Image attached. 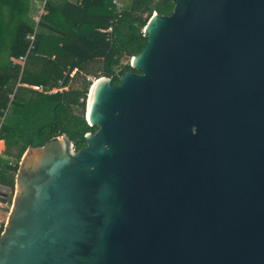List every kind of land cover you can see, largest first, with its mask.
Instances as JSON below:
<instances>
[{
  "label": "water",
  "instance_id": "obj_1",
  "mask_svg": "<svg viewBox=\"0 0 264 264\" xmlns=\"http://www.w3.org/2000/svg\"><path fill=\"white\" fill-rule=\"evenodd\" d=\"M172 2L86 146L23 155L0 264H264V0Z\"/></svg>",
  "mask_w": 264,
  "mask_h": 264
},
{
  "label": "trees",
  "instance_id": "obj_2",
  "mask_svg": "<svg viewBox=\"0 0 264 264\" xmlns=\"http://www.w3.org/2000/svg\"><path fill=\"white\" fill-rule=\"evenodd\" d=\"M33 1L0 0V140L5 144L0 185L12 190L8 206L19 163L29 148L67 136L80 150L87 144L86 135L97 131L86 119L92 86L87 77H108L118 85L125 73H138L129 60L143 50L149 19L154 13L170 16L174 9L172 0H121L125 8L119 16L113 0H50L37 24ZM111 26L108 40L104 31ZM36 29L35 49L21 71L18 59L26 54L27 36ZM80 77L81 88L51 92ZM4 226L0 223V235Z\"/></svg>",
  "mask_w": 264,
  "mask_h": 264
},
{
  "label": "built area",
  "instance_id": "obj_3",
  "mask_svg": "<svg viewBox=\"0 0 264 264\" xmlns=\"http://www.w3.org/2000/svg\"><path fill=\"white\" fill-rule=\"evenodd\" d=\"M48 1L50 0H34L33 4L35 7V12H34V21L38 24L41 20V18L47 13L46 12V5L48 3ZM113 5L115 6L116 9V13L120 16L122 14V11L125 8V4L123 1L121 0H113ZM112 31H113V27H109L108 29H106L104 32L107 34L108 36V40L111 39V35H112ZM36 33H37V29L35 30V32L29 34L27 36V39L29 41V46H28V50L26 52L25 55L20 56L18 59V62L21 64V71L24 69V66L26 64L27 58L29 56V54L31 53V51H33L35 49V39H36ZM75 74V72H73L71 74V76H73ZM96 79H91L88 78V81H92V83L95 81ZM21 84L18 83V87ZM71 87V85H67L64 87H60V88H54L51 92H61V91H67L69 88ZM30 88L37 90V91H42L43 88L42 87H38V86H30ZM0 206H1V202H0Z\"/></svg>",
  "mask_w": 264,
  "mask_h": 264
},
{
  "label": "crops",
  "instance_id": "obj_4",
  "mask_svg": "<svg viewBox=\"0 0 264 264\" xmlns=\"http://www.w3.org/2000/svg\"><path fill=\"white\" fill-rule=\"evenodd\" d=\"M28 87L30 88V86ZM4 151H5V144L3 141L0 140V156L4 154ZM10 211H11V207L8 206V204L7 205L3 204L0 206V223H4V225L6 224Z\"/></svg>",
  "mask_w": 264,
  "mask_h": 264
},
{
  "label": "rangeland",
  "instance_id": "obj_5",
  "mask_svg": "<svg viewBox=\"0 0 264 264\" xmlns=\"http://www.w3.org/2000/svg\"><path fill=\"white\" fill-rule=\"evenodd\" d=\"M34 12H35V10H34ZM132 59H133V58H131V59L129 60V63H130V64H132ZM125 62L127 63V60H126ZM97 67H98V64H96V65L94 66L95 69H96ZM96 74L99 76V72H98V70H97ZM102 77H103V76H102ZM88 78L95 79V77H93V75L87 77V79H88ZM87 81H88V80H87ZM82 85H83V79L80 77V78L77 79V82H76V83H73L71 86H72V87H75V88H76V87L81 88ZM12 163H15V160H14V159H12ZM1 205H3V204L1 203ZM10 207L12 208V204H11ZM8 210H9V208H8Z\"/></svg>",
  "mask_w": 264,
  "mask_h": 264
},
{
  "label": "bare ground",
  "instance_id": "obj_6",
  "mask_svg": "<svg viewBox=\"0 0 264 264\" xmlns=\"http://www.w3.org/2000/svg\"><path fill=\"white\" fill-rule=\"evenodd\" d=\"M100 82L99 79H96L93 83H92V86H91V89H90V92H89V99H88V110L90 109V106H91V103L93 101V97H94V94H95V90H96V87L98 85V83Z\"/></svg>",
  "mask_w": 264,
  "mask_h": 264
}]
</instances>
